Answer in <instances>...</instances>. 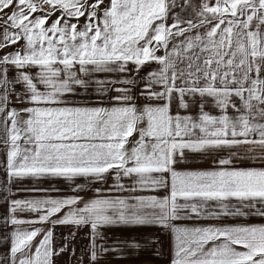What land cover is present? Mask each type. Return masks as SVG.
Masks as SVG:
<instances>
[{
    "label": "snow or ice",
    "instance_id": "6c2138e0",
    "mask_svg": "<svg viewBox=\"0 0 264 264\" xmlns=\"http://www.w3.org/2000/svg\"><path fill=\"white\" fill-rule=\"evenodd\" d=\"M0 175V264H264L178 223L264 220V0H0Z\"/></svg>",
    "mask_w": 264,
    "mask_h": 264
},
{
    "label": "crops",
    "instance_id": "0c3cea01",
    "mask_svg": "<svg viewBox=\"0 0 264 264\" xmlns=\"http://www.w3.org/2000/svg\"><path fill=\"white\" fill-rule=\"evenodd\" d=\"M209 165L205 164L202 160H198L197 162L194 163H190L188 165H185V167H189V168H206ZM48 183L49 182H44L41 186L43 187H48ZM32 184L31 181L26 180L24 182V186L26 187H30ZM13 191H15V187L13 189ZM53 196L59 195L58 193H51ZM145 194H149V193H145ZM151 194H156V193H151ZM160 195H163L164 192L163 190H159ZM36 195L35 193H30L27 191H19L16 193V198H34ZM178 223L181 224H194V223H201V224H208V223H264V220H261L259 218H249V219H241V220H234L232 218H227V219H222V220H202V221H179ZM77 254H79L77 252ZM113 264H136L135 261H130V260H117L114 261Z\"/></svg>",
    "mask_w": 264,
    "mask_h": 264
},
{
    "label": "rangeland",
    "instance_id": "374dc122",
    "mask_svg": "<svg viewBox=\"0 0 264 264\" xmlns=\"http://www.w3.org/2000/svg\"><path fill=\"white\" fill-rule=\"evenodd\" d=\"M0 179H3L2 175H0ZM0 203H2V199H0ZM2 211V209H0ZM0 221H2V217H0Z\"/></svg>",
    "mask_w": 264,
    "mask_h": 264
}]
</instances>
